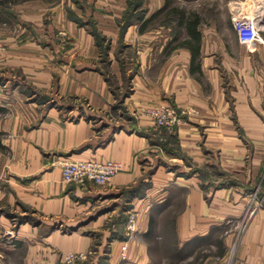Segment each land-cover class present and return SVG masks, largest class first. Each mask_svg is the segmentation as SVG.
Returning a JSON list of instances; mask_svg holds the SVG:
<instances>
[{
  "label": "crops",
  "instance_id": "crops-1",
  "mask_svg": "<svg viewBox=\"0 0 264 264\" xmlns=\"http://www.w3.org/2000/svg\"><path fill=\"white\" fill-rule=\"evenodd\" d=\"M87 1L88 4L83 0L77 1L79 9L74 5V0H61L54 9L52 5L47 7L53 9L55 23L69 33L78 48L77 54L63 59L62 79L66 82L96 80L98 84L87 90H82L81 86L66 85L63 92L86 94L96 106L104 108L112 104L114 95L92 64V59L99 55L98 46L89 28L79 26L72 20L68 7L92 16L99 30L112 39L114 52L120 46L119 19L126 5L118 0ZM41 2L27 0L19 4L17 9L22 15L20 22L27 21L35 28V24L40 23ZM258 2L257 8L262 14L264 0ZM2 3L6 5L10 0H2ZM243 3L245 1L230 0L228 6L231 14L236 5ZM164 5V0H149L148 7L138 10L141 14L130 23L124 34V43L128 45L124 50L135 52L138 64L126 104L130 112H143L148 107L165 102H171L179 110L185 111L186 116L177 131L183 157L178 156L177 162L173 163L180 166L178 175L164 167L156 169L153 184L148 187L145 196L139 199L135 197L133 202L127 200L125 206L131 204L134 210L138 206L143 209L140 211V235L143 237L149 232V221L156 208L163 212V218L167 209L174 204L182 207L173 221V233L182 249L186 245L195 246L214 239L220 229L227 228L225 223L228 220L242 218L253 202L251 194L257 189L264 191V46L248 47L239 41L236 32L232 38L226 39L217 26L201 23V54L195 65L192 63V51L185 45L177 44L170 53L163 55L164 50L169 49V39L167 35H159L158 28L150 22ZM238 9L241 14L242 6H238ZM158 37L160 40H157ZM23 46L34 48L35 42H27ZM124 50L119 52L121 58L113 56L112 68L118 78H122L120 59H123ZM154 55H163V59L159 61ZM24 63L30 78L39 79V58H34L32 65L28 58H24ZM128 122L117 123L121 127L111 135V125L97 133L92 123L66 121L51 111L30 134L28 140L33 144L37 157L40 150L56 151L66 161L116 160L123 165V170L109 185L77 190L76 204L68 196L58 199L60 211L71 220L85 214L83 220L87 227L102 228L116 213L113 203L119 200L121 192L138 182L145 172L138 155L151 149L150 139L136 129H130ZM136 125L150 128L154 122L149 116H141ZM28 140L20 141L25 146ZM185 159L191 160L192 164L186 163ZM197 165H205L217 175L215 181H208V187L202 184V177L194 171L195 168L201 169ZM192 170L195 174H190ZM49 179L53 183L46 185L51 192L58 193L65 189L62 186V170L59 173L56 171ZM82 228L70 234L55 230L40 236L37 231L22 226L18 232L11 234L9 242L0 243V264H60V257L64 253L88 252L93 238ZM237 233L232 228L224 237L225 246L217 264H264V207L250 218L237 247L231 253L229 249L235 244ZM147 249L144 240H130L125 263L150 264ZM114 251L110 264H120L124 260L121 256L116 260Z\"/></svg>",
  "mask_w": 264,
  "mask_h": 264
},
{
  "label": "rangeland",
  "instance_id": "rangeland-1",
  "mask_svg": "<svg viewBox=\"0 0 264 264\" xmlns=\"http://www.w3.org/2000/svg\"><path fill=\"white\" fill-rule=\"evenodd\" d=\"M25 1L27 0H10V3L4 5L0 0V108H3L0 110V139L4 145V148H0V243L9 242L11 234L18 232L22 226L37 231L40 236H46L55 230L70 234L83 227V232L93 238L92 247L88 251V253H92L88 260L69 263L66 261L67 255L82 253L69 252L62 254L60 264H110L113 249H115L116 260L121 256L124 261H120V264H126L128 252L127 256L123 257V247L127 244L129 249L130 240H144L147 243V251L151 258L150 264H217L220 260L221 250L225 246L224 237L233 228L238 233L235 244L229 249V252L232 253L248 224L246 215L251 205L248 206L240 220H228L225 223L227 228L220 229L214 239L202 244L197 243L195 246L186 245L182 249L179 248L175 233H173L174 218L182 207L174 204L167 209L163 218H161L163 212L156 208L149 221V232L143 237L140 235V211L143 209L138 206L139 208L134 210L131 204L125 206L127 200L133 202L135 197L139 199L145 196L148 187L153 184L156 169L164 167L167 170L175 171L178 175L180 166L173 163L177 162V157L183 154L177 131L186 116L184 115L185 111L179 110L171 102H165L163 104H171L178 109L181 116L180 122L172 129L159 128L155 124L150 128H140L136 125V121L141 116H147L146 112L152 107L146 108L143 112H130L126 104V99L132 92L131 81L138 64L135 52L130 53L129 50L127 52L124 50L128 47L124 43V34L130 23L141 14L138 10L141 7H148L149 0H118L120 3L125 2L126 10L119 19L120 46H118V51L114 52L112 39L99 30L98 24L92 16L89 17L86 12L76 11L74 7H68V14L72 20L79 26L89 28L98 46L99 55L92 59V64L101 73L114 95L112 104H108L104 108L96 106L86 94L63 92L66 85L78 88L81 86L82 90L84 88L87 90L98 84L96 80H81V82L68 80L66 82L62 79L64 75L63 59L66 56L71 57V55L77 54L78 48L74 45L73 38L69 33L64 28H59L54 21L52 10L61 0H41L40 23L35 24V28L27 21H25L26 23L20 22L22 15L17 8ZM77 1L80 0H74V5L76 4V8L79 9ZM83 1L88 4V1ZM164 1L165 5L162 11L150 22L153 27L158 28L159 35H167L169 39L170 43L167 47L169 49H165L163 55L170 53L174 46L187 37L185 29L179 26L178 16L171 13L174 8L199 13L202 16L203 25L217 26L218 31L226 39L232 38L236 32L231 26V18L240 14L241 10L238 9V6H242V15L253 16L259 13L258 0L252 1V3L251 0H242L245 1L244 5H236L232 9V14L228 6L230 0ZM51 5L53 9L47 7H51ZM136 11L138 12L136 13ZM261 19L264 30V14ZM122 26L124 27L123 31ZM94 32L101 34L99 40ZM157 40H160V37ZM32 41L35 42L34 48L23 46ZM120 50H124L123 59H120L122 78H118L112 68L114 57L121 58ZM163 55L154 56H157L155 59L160 61L163 59ZM24 58L29 59L30 65L34 58H39L41 72L39 79L30 78L27 68H25L27 65L24 63ZM58 68H62V70L60 71ZM51 111L66 121L84 120L92 123L97 133L111 125V135L121 127L117 126V123L129 121L130 129H136L141 135H146L150 139L151 149L138 155V160H141L145 172L138 182L121 192L119 200L113 203V206H116V213L102 228L87 227L83 220L86 218L85 214L77 215L78 219L75 217V220H71L63 211H60V201L58 200L68 196L76 204L77 190L89 186H101L93 184L84 186L68 183L63 179L62 186L65 189L56 193L51 192V189H48L46 185L48 182L50 185L53 183L49 178L54 176L56 171L57 173L61 172V164L66 160L61 158L63 156H60L56 151L40 150L39 157L35 156L33 144L28 139L31 138L32 131L38 128L44 117ZM20 140H28L30 144L27 143L24 146ZM185 162L192 164L189 159H185ZM198 167L201 169L195 168L194 171L202 177V184L208 187V181H215L214 178H217V175L205 165ZM194 171L192 170L190 174H195ZM256 192L264 200V191L257 189ZM260 203H254L253 207ZM130 212L136 216V223L135 229L127 232ZM220 242H223V245Z\"/></svg>",
  "mask_w": 264,
  "mask_h": 264
},
{
  "label": "built area",
  "instance_id": "built-area-1",
  "mask_svg": "<svg viewBox=\"0 0 264 264\" xmlns=\"http://www.w3.org/2000/svg\"><path fill=\"white\" fill-rule=\"evenodd\" d=\"M259 14L260 12L253 16L240 14L233 19L234 29L237 32L239 41L248 47H255L258 44L264 46L263 23L261 17H258ZM146 114L153 120L155 126L159 128L172 129L181 120L178 109L171 104H161L159 106L149 108ZM61 167L65 182L77 183L84 186L87 184H93L95 186H107L123 170L122 163L116 160L64 161L62 162ZM251 197L253 202L257 199L259 200V194L257 192L253 193ZM253 202L246 215L247 223L259 209L258 207H263L264 200H261L260 205H256L255 207H253L255 203ZM130 213L131 217L129 218L127 232L134 230L136 223V216L133 212ZM127 252L128 245L125 244L123 247V257L127 256ZM91 253L92 252L71 253L67 255L66 261L73 263L78 260H88V257L91 255Z\"/></svg>",
  "mask_w": 264,
  "mask_h": 264
},
{
  "label": "trees",
  "instance_id": "trees-1",
  "mask_svg": "<svg viewBox=\"0 0 264 264\" xmlns=\"http://www.w3.org/2000/svg\"><path fill=\"white\" fill-rule=\"evenodd\" d=\"M171 13L176 14L178 16L179 26L183 27L187 33V38L183 42L179 43V45H185L191 49L192 63L195 65L201 54L200 47H201L202 34L199 31V26L203 21L202 16L197 12H187L180 8H174L173 10H171ZM123 30L124 27L122 26V31ZM94 34L96 35V38H98V40L101 38V34L99 32H94ZM2 109L3 108H0V110ZM0 148H4L1 139H0ZM179 156L183 157V154Z\"/></svg>",
  "mask_w": 264,
  "mask_h": 264
},
{
  "label": "bare ground",
  "instance_id": "bare-ground-1",
  "mask_svg": "<svg viewBox=\"0 0 264 264\" xmlns=\"http://www.w3.org/2000/svg\"><path fill=\"white\" fill-rule=\"evenodd\" d=\"M264 13L262 12V14H259V16L258 17H262V15H263Z\"/></svg>",
  "mask_w": 264,
  "mask_h": 264
}]
</instances>
